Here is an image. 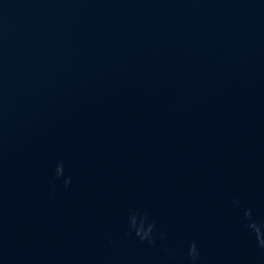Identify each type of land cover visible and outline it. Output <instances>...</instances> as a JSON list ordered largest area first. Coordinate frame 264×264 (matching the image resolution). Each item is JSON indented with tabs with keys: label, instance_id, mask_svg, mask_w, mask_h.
I'll return each mask as SVG.
<instances>
[{
	"label": "water",
	"instance_id": "water-1",
	"mask_svg": "<svg viewBox=\"0 0 264 264\" xmlns=\"http://www.w3.org/2000/svg\"><path fill=\"white\" fill-rule=\"evenodd\" d=\"M0 264H264V0H0Z\"/></svg>",
	"mask_w": 264,
	"mask_h": 264
},
{
	"label": "clouds",
	"instance_id": "clouds-1",
	"mask_svg": "<svg viewBox=\"0 0 264 264\" xmlns=\"http://www.w3.org/2000/svg\"><path fill=\"white\" fill-rule=\"evenodd\" d=\"M59 171V170H58Z\"/></svg>",
	"mask_w": 264,
	"mask_h": 264
}]
</instances>
